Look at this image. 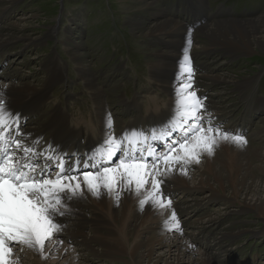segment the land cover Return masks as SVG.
<instances>
[{"label": "rangeland", "instance_id": "obj_1", "mask_svg": "<svg viewBox=\"0 0 264 264\" xmlns=\"http://www.w3.org/2000/svg\"><path fill=\"white\" fill-rule=\"evenodd\" d=\"M178 1L65 0L67 7H73L71 13L75 15L74 20L84 17L86 24L80 27L75 26L73 32L68 33L66 28L71 25L64 24V17L60 24L64 26L57 28L60 0H0V86L17 87V89H10L13 94L11 97L5 94V100L7 97H9L8 101L12 100L14 95L21 99L20 101L18 99V102L10 100L11 105L7 103V106L9 110L16 107L15 110L26 112L36 109L30 106L33 99L41 97L43 101L40 104L41 109L31 112L28 116L26 126L29 127H24L20 133L24 136L32 134V138L39 136L45 139L50 131H45L40 136L43 121L48 122L49 117L61 115V110L56 111L58 106L62 109L63 115L69 113L66 116L71 119L70 121L77 119L81 121L80 125L86 127L82 131L88 129L91 132L95 131L93 126L97 124L98 116L103 111L106 114V108H108L112 121H114L113 132L121 131V126L134 118L132 115L139 112V110L132 109V106L128 108L125 105L126 101L131 102L135 96L138 97L143 107L146 102L147 104L160 103L165 106L150 105L147 106V111L152 109L157 114L158 109L169 110L170 113L167 116L171 115L174 100L172 96L174 95L168 87L179 79L184 52L187 49L189 58L192 60L193 72L199 73L195 66L196 62L201 65V72L195 77L194 83L197 79L199 80L195 83V90L197 96L204 99L206 111L211 113L216 122L228 123L225 130H234L233 127H238L241 123L246 125L244 116L247 110L258 107L246 114L247 119H250L251 115L261 112L252 118L248 135L244 134L247 138L245 147H264V75L257 83L258 75L252 77L259 70V64H264V51L253 48L250 53V47L238 50L229 47L226 42H222V47L217 45L200 47L201 42L199 41L203 38L198 36L197 29L204 24L211 25L217 20L210 18L194 29L179 16V13H176V17L173 16L174 4ZM220 1L210 0L213 7ZM228 2L236 4L237 8L256 3L264 5V0H228ZM257 10V13H251L245 17L258 14L247 19L257 17L264 19V9L259 10L258 6ZM85 17L88 19L87 22ZM162 19L177 21L180 24V31H169L166 23H160ZM219 19L241 20L226 14ZM54 26L55 33L53 32ZM183 31L186 33L182 34ZM261 33L260 35L264 37V29ZM189 38L191 39L190 47ZM64 41L70 43L73 48L68 49ZM55 45L61 46L60 56L54 51ZM252 55L253 58H247ZM54 56L57 59H54ZM178 57H180V64H178ZM69 62L80 72L88 69L84 79L78 77L81 73L74 68H71V73L63 76L62 79L61 71L68 69ZM76 73L77 78L74 79ZM208 75L231 79L223 82L215 81ZM64 80L68 83L62 85ZM0 92L4 93L2 90ZM25 93H29L28 97L22 98L21 95ZM96 100L101 101L104 107L98 108ZM29 128L34 131H26ZM66 128L68 126L64 127L65 130ZM34 132L39 135L35 136ZM258 135L261 137H257ZM115 136L120 137L117 134ZM29 140L26 139L24 143ZM202 159L201 154L199 162ZM251 163L254 166V164L258 165L263 162L252 159ZM178 165L182 168V164H175V166ZM201 166L200 163L198 165L192 163L183 168L190 174V178L186 181L188 185L199 182L198 170ZM259 173L256 172L254 178L260 181L255 182L257 184L252 185L253 188L251 186L246 195L249 201L250 198L261 196L263 200L261 215L256 209L249 208L241 202L244 187L241 188L240 193L234 195L227 187L223 192L216 187V190L212 189L213 192L209 193L208 187L201 185H198L201 189L198 188L199 191L196 192L191 191L190 188L179 189L180 186L174 187L175 184L171 183L166 187V183L161 184L163 196L167 201H171L170 207L165 206L168 210L167 215L170 217L165 218L170 222V213L174 211L180 224V230L165 228L157 231V234L149 235L148 231L142 230L146 224L140 226L142 231L140 227L138 228L135 236L152 237L153 235L157 237V240L163 239L161 244L154 245L149 264H163L168 256L166 252L168 243L172 244L177 238H183L188 243L189 250L181 249L184 251V256L179 261L173 262L167 258L170 264H201L200 253L208 255L213 263L215 262L214 264H264V174ZM208 177L209 182L207 183L213 184L210 182L212 175ZM249 179L251 181V178H248V182H250ZM213 194L215 199H210ZM140 200L142 199H139L136 204ZM79 209L87 212V215L91 213L90 208L82 206ZM98 212L106 222V225L97 228V230L100 229L98 231H92L95 227L90 217H77L79 229L82 231L72 229V225L77 222L70 216L64 219L65 215L60 219L61 221H57L63 226L62 231L46 241L44 250L55 238L58 245L55 247L58 250L55 249V252L49 253L44 261L61 263L70 256L67 253H70L75 255L79 264H122L119 259L108 261L105 257H94L85 250V245L79 235L81 232L88 237L94 232H100L101 235L108 233L106 227L112 229L111 219L105 217L102 212ZM142 212L144 210L140 209V213ZM92 243L95 249H99L96 243ZM60 250L65 251L62 253ZM190 251L193 252V260L188 259V255H191ZM57 252H60V255ZM163 252H166L164 259L158 260ZM13 262L15 264H36L33 256H30V249L20 245L13 248ZM128 263L132 264L131 260Z\"/></svg>", "mask_w": 264, "mask_h": 264}, {"label": "snow or ice", "instance_id": "obj_2", "mask_svg": "<svg viewBox=\"0 0 264 264\" xmlns=\"http://www.w3.org/2000/svg\"><path fill=\"white\" fill-rule=\"evenodd\" d=\"M188 44L190 47V38ZM181 72L170 119L159 133L149 130L150 134L146 135L144 129L126 130L116 137L109 114L104 139L86 154L82 166L78 158L67 165L65 155L52 146L45 150L47 155L37 152L34 145L38 141L26 147L19 131L20 117L9 110L5 93L0 92V264H14L16 245L26 246L42 259L47 258L46 241L63 227L54 220L70 214V202L83 196L81 175L87 191L96 197L102 190L112 194L121 183L125 189L134 185L139 194L151 177L152 191L139 201L141 208L147 203L153 207H170V200L164 204L160 187L163 181L157 177L167 175L177 163L182 164V170L199 163L201 154H214L221 143L238 147L247 144L242 132L225 130L216 122L206 111L204 99L192 90L193 69L187 49ZM173 133L177 134L176 139H170ZM165 139L170 142L162 145L164 151L159 153L148 143ZM117 152L120 158L113 162ZM42 155L43 163L39 160ZM148 157L152 158L151 162ZM116 199L119 200L118 194ZM169 227L180 230L174 211Z\"/></svg>", "mask_w": 264, "mask_h": 264}, {"label": "bare ground", "instance_id": "obj_3", "mask_svg": "<svg viewBox=\"0 0 264 264\" xmlns=\"http://www.w3.org/2000/svg\"><path fill=\"white\" fill-rule=\"evenodd\" d=\"M160 23H164V24L166 23V26H169V29L167 28L169 31L171 30L175 32L180 31L179 30L180 24L177 21L166 19L161 21ZM262 28L264 29V19L261 17H257L255 19H246V20L225 19V20H217L216 22H213L211 25L208 24L202 25L197 29V34L199 37L203 38L202 41H199L201 42L200 47L213 46V45L222 47L223 46L222 42H226L229 47H234L235 49L238 50L240 48L250 47L249 51L251 53L253 48L264 51V37L260 35L261 31L263 30ZM158 31L160 32L161 30ZM208 77H210L212 80L215 81L218 80L222 82L230 81L231 79L228 77L215 76V75H208ZM259 78L260 75L257 76L256 83L258 82ZM168 88L171 89V87ZM10 89H17V87L7 86V85L0 86V90L4 91V93L7 94V96L9 97L13 95L11 94ZM28 95L29 93H25L21 96L22 98H24L26 96L28 97ZM9 97H7V99ZM172 98L174 99V96H172ZM7 99L6 102L8 103V105H11V101L18 102L21 100L19 96H15V95L13 96L12 100L10 99L11 101L9 100L10 102ZM99 100H96L98 103V108H103L104 107L103 103ZM41 103H43L42 98L37 97L30 102V106L36 108L33 111L30 110L25 112L19 109L15 110L16 107L10 110L11 111L15 110L13 112L14 114L20 113V116H22L24 114H30L31 112H35L39 110L42 107V105H40ZM129 103H131V105ZM154 104H156L158 107H165L163 104L160 103H154ZM154 104H147L146 102L145 106L141 108V103L138 101L137 96H135L131 102L126 101L125 105L128 108L129 106H132V109L139 110V112L137 111L138 112L137 114L132 115V117L134 118H131L128 122L124 123V125L121 126L120 128L121 131H116L113 133H116L117 135L121 136V134L124 133L126 130H137V129L146 130L145 131L146 135L150 134L149 130H156L157 133H159L162 127L168 123L171 115L167 116V114L170 113L169 110L158 109L157 114L156 111L152 109L150 111L149 110L147 111L148 109L147 106ZM57 110H61V115L53 118H51L52 116L49 117L48 122L43 121V127L41 129L42 132L40 131L41 133L40 136H42L45 133V131H50V133H47L49 135H47L45 139L39 136L36 138H32V134L30 133H29L30 135L27 136L21 134L23 141H25L26 139H30L29 141H26L24 143L26 147L33 145L34 141H38V143L34 145L35 150L37 152L43 154L45 150L48 149L49 146H52L56 151H58L62 155H65V159L70 160L74 157H78L79 152L84 154L85 151L86 154H88L91 152V150H93L94 148L100 145V142L105 137V121L107 116L109 115L108 112L104 114L103 111L101 112L103 115L102 114L100 116L97 115L98 116V120H96L97 124L95 123V125L93 126L95 127L94 129L95 131L91 132L88 129L86 131H82L83 128L85 129L86 127L80 125L81 121H79L78 119L74 120L73 122L70 121L71 119H68L65 114L63 115V111L61 108H59V106L56 108V111ZM82 124L85 125L83 122ZM26 125L27 124L19 128V131L21 132L24 127H29ZM65 126L66 127L68 126L66 130L64 129ZM88 127L89 126H87V128ZM246 128L247 126L243 125L242 129H246ZM233 129L234 131H236L240 129V127L238 128L233 127ZM26 131L32 132L34 130L29 128L26 129ZM33 134L35 136L39 135L37 132H34ZM160 149L161 152L164 151L163 147H161ZM66 151H68V154H65ZM70 155L72 156L70 157ZM202 157H203L201 161L202 163L199 162L202 166L200 167L201 169L199 168L198 170V174L200 175V177L198 180L199 182L197 183H192V185H188L186 181L190 178V174L184 169L182 170L181 166L179 165L178 166L174 165L171 172H169L165 176L157 177V179L162 180L163 181L162 184L166 183L167 185H165V187L171 184H175L173 186L174 187L180 186L181 188L179 189L186 190L190 188L191 191H196V192L199 191V189H201L200 187H198V185H201L202 187H208V189L210 190L209 193L213 192L212 189L216 190L215 189L216 187L220 188L221 192H223L225 190V187H227L228 189L231 190L232 194L237 195L238 193H240L241 188L244 187L245 191H243L242 193L244 194V196L241 202L247 205L249 208L256 209L258 214L261 215L260 211L263 210V207H261L263 202V200L260 198L261 196L254 199L250 198L249 201V197L246 195V193L249 191V189H251L252 185L257 184L255 182L260 181L254 178L256 177L255 173L260 172L259 174H264V170H262V168L264 169V147H252V146L238 147L230 143H221L219 147L215 149L214 154L208 155L207 153H203ZM252 159L261 160V163L262 162L263 163L258 165L254 164V166H252L251 165L253 164L251 163ZM199 163H195V164L198 165ZM254 169L256 170L252 176V172ZM209 175H212V180L210 179L211 180L210 182H212L213 184L207 183L209 182V177H208ZM80 178L82 179L81 187L83 189V196L82 198L75 199L70 202L69 205L71 209L70 214L66 215L64 219L70 216L71 219H75L77 222L78 216H81L82 218L90 217L95 227V229L92 231H98L100 230V229L97 230L99 226L106 225L105 220L101 217L98 211L102 212L105 215V217L110 218L112 221V226H111L112 229L106 227L108 233L101 235L100 232H94L93 235L91 236L89 235L90 237L89 236L87 237L85 236L84 233L79 232L82 243L85 245L86 252L87 251L90 252V254L94 257H103V258L105 257L107 258L108 261L113 259H119L121 260V262L120 261L119 262L122 264H130L128 263L130 262V260L132 264H141V263L149 264L148 261L151 259V255L154 250V245L161 244V240L163 239L157 240V237L153 235H151L152 237L150 236L138 237V235L135 236L136 232L140 229V231L142 230L148 231L149 235L157 234V231H162L165 228L170 229L169 226L171 224V221L169 222L168 219L165 218L169 216L167 215L168 210H166L165 206L153 207L151 203H147L143 206V208H141L140 203L136 204L139 199H145L148 193L152 191L151 177H149L148 183L144 186L143 189H141L139 194L136 193L134 185L131 186L130 189H125L123 183H121L116 189H114L112 194H107L105 191L102 190V193L99 197L93 196L90 192H88L86 189V185L83 184V177ZM248 178H251V181L249 179L250 182H248ZM184 193H186V191H184ZM117 194L119 195L118 201L116 199ZM213 196L214 194L210 197V199H215L213 198ZM163 200H164V204L166 205L167 203L166 197L163 196ZM208 201H212V200H208ZM237 201L239 200L237 199ZM82 206L84 208L85 207L90 208L91 210L90 215H87V212L85 213L83 210L79 209V207ZM140 209H143L144 212L140 213ZM62 218L63 216L56 217L55 222L61 221L60 219ZM166 221L168 222L167 224L165 223ZM143 224H146V226L145 225L144 226L147 229L143 228L141 230L142 227L140 226ZM73 228L74 231H82L81 229H79L80 225L78 222L72 225V229ZM132 235L133 237H131ZM55 239H52L53 241H51V243H48L49 244L48 248L44 250V254L46 256H48L49 253L55 252V249H57V247H55L57 245V241H55ZM131 241L133 242L130 243ZM92 242L96 243L99 246V249H95L92 246L93 244ZM167 247H168V249H166L167 250L166 252L168 254L167 258H170V261L173 262L177 260L179 261V259H181V257L184 256V251H181V249L183 250L184 248L185 251L189 250V245L188 243L185 242L183 238H177L172 244L168 243ZM60 251H62L63 253L65 250H60ZM166 252H163L162 256H159L158 260L164 259L163 257L165 256ZM57 253L59 254L60 252ZM192 253L193 252L190 251L189 254L191 255L190 256L188 255L189 260H193ZM67 254L70 256H68V258H65L64 261L61 263H59L58 261L53 263L51 262L47 263L44 261V258L42 259L37 252L30 250V256H33V260H35L36 264L37 263L79 264V262H77V260L75 259L74 254H70V253ZM201 254L202 253H200V260H199L201 261V264L215 263V262L213 263L212 259H210L208 255H204V254L201 255ZM167 258L164 259L163 264H170ZM155 261H157V259Z\"/></svg>", "mask_w": 264, "mask_h": 264}]
</instances>
